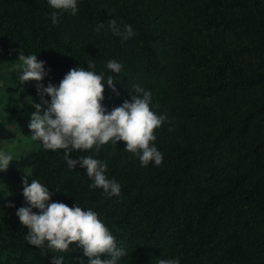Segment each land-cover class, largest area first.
Here are the masks:
<instances>
[{
    "label": "trees",
    "instance_id": "obj_1",
    "mask_svg": "<svg viewBox=\"0 0 264 264\" xmlns=\"http://www.w3.org/2000/svg\"><path fill=\"white\" fill-rule=\"evenodd\" d=\"M113 19L133 36H117ZM0 49L17 63L18 49L44 61V87H58L72 68L102 74L108 112L139 85L151 93V110L167 117L152 142L160 166H142L123 141L69 153L106 163V177L121 186L117 196L91 188L86 168L69 169L63 150L40 141L13 159L0 203V264H51L54 256L88 264L76 244L59 253L25 239L16 215L27 206L25 173L53 193L50 203L96 212L127 252L118 264H264V0H77L75 15L48 0H0ZM109 60L122 65L119 74ZM16 76L10 90L27 96ZM16 137L0 119V140Z\"/></svg>",
    "mask_w": 264,
    "mask_h": 264
},
{
    "label": "clouds",
    "instance_id": "obj_2",
    "mask_svg": "<svg viewBox=\"0 0 264 264\" xmlns=\"http://www.w3.org/2000/svg\"><path fill=\"white\" fill-rule=\"evenodd\" d=\"M53 9L77 12V0H48ZM52 22H58L57 14L53 13ZM109 26L117 36L124 40L133 36V29L125 25L121 33L117 22L109 21ZM103 24L98 26L102 28ZM16 69L20 72V83L42 81L47 73L44 61H38L37 55H25L20 49ZM88 69H94L95 64L87 63ZM112 73L119 74L122 65L109 60L107 65ZM107 85L115 92L114 77H107ZM104 76L95 71L85 70L84 67L72 68L64 76L59 86L49 83L47 87L37 84L42 103L47 105L41 115V104H34L36 111L32 113L29 128L33 141L42 142L45 150H63L64 158L69 169L77 164L86 168L87 176L93 180L91 188H102L108 196L120 194L121 186L106 175L107 164L92 156H80L72 159V151H88L94 147L99 151L102 145L109 142L117 144L123 141L126 151L139 157L142 166L154 162L160 166L163 155L152 143L156 140L155 130L166 120V114L158 116L150 108L151 93L141 86L134 85L136 95L131 100H125L121 106L110 112L103 106ZM49 96L50 102L43 99ZM142 94V96H141ZM13 161V155L6 150H0V171L7 170ZM31 173H25L23 197L27 204L20 207L16 215L21 225L28 229L25 239L29 244L52 252L64 253L70 251L69 246L76 244L82 248L88 258V264H118L120 258L127 252L118 248L115 237L98 214L91 209L84 210L75 205L69 207L62 202H49L52 192L39 182L31 179ZM12 206V205H9ZM33 209H38V213ZM105 258H101V257ZM51 264H64L63 256H54ZM157 264H179L178 259H159Z\"/></svg>",
    "mask_w": 264,
    "mask_h": 264
},
{
    "label": "rangeland",
    "instance_id": "obj_3",
    "mask_svg": "<svg viewBox=\"0 0 264 264\" xmlns=\"http://www.w3.org/2000/svg\"><path fill=\"white\" fill-rule=\"evenodd\" d=\"M13 59L5 58L0 49V119L4 120L8 115L11 117L10 127L17 133V137L11 140H0V150L9 151L13 159H19L28 155L36 148V143L31 139L32 132L29 128L31 115L36 111L34 104H41V115L46 110V105L42 103L41 95L37 91V84L41 82L28 81L24 88L30 90L27 96L22 97L14 93L10 88H14V75L20 72L16 69ZM14 108V114L9 110ZM9 167V166H8ZM7 170L0 171V203L6 200L8 196Z\"/></svg>",
    "mask_w": 264,
    "mask_h": 264
},
{
    "label": "crops",
    "instance_id": "obj_4",
    "mask_svg": "<svg viewBox=\"0 0 264 264\" xmlns=\"http://www.w3.org/2000/svg\"><path fill=\"white\" fill-rule=\"evenodd\" d=\"M9 113H11V110H9ZM9 120H11V117L8 115L4 120H2L3 121V123L5 124V126L8 128V129H10V130H12V127H10V121Z\"/></svg>",
    "mask_w": 264,
    "mask_h": 264
}]
</instances>
